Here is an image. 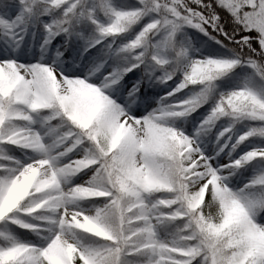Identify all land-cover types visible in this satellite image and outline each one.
Returning a JSON list of instances; mask_svg holds the SVG:
<instances>
[{
	"label": "snow or ice",
	"instance_id": "snow-or-ice-1",
	"mask_svg": "<svg viewBox=\"0 0 264 264\" xmlns=\"http://www.w3.org/2000/svg\"><path fill=\"white\" fill-rule=\"evenodd\" d=\"M0 264H264V0H0Z\"/></svg>",
	"mask_w": 264,
	"mask_h": 264
}]
</instances>
